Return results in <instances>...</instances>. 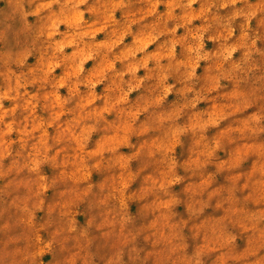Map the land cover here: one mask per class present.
<instances>
[{
    "label": "rangeland",
    "instance_id": "obj_1",
    "mask_svg": "<svg viewBox=\"0 0 264 264\" xmlns=\"http://www.w3.org/2000/svg\"><path fill=\"white\" fill-rule=\"evenodd\" d=\"M250 2L259 10L264 0ZM226 3L132 0L122 11L123 5L101 0L88 7L85 20L100 17L92 28L100 32L97 48L111 51L129 25L136 39L128 37L117 55H105L94 68L93 61L85 65L91 69L86 90L69 83L75 75L72 61L83 53L58 55L74 43L70 29L79 27L78 14L62 17L60 39L53 21L34 14L41 0H0V264H264V10L249 26L242 18L233 22L235 11ZM117 22L119 28L106 34ZM176 24L181 27L172 32ZM201 32L206 50H216L217 59L200 62L197 86L204 93L223 87L213 103L198 106L211 108L207 119L191 111L180 125L153 135L160 130L153 125L162 128L192 103L171 104L190 92L179 85L188 75L180 69L195 67L188 50ZM156 35L161 39L153 44ZM221 41L238 49L231 61L224 60L229 45ZM173 43L178 57L181 47L186 50L176 60L175 80L167 63ZM143 48L147 54L138 63H121ZM58 62L63 67L53 72ZM143 64L147 71L139 67ZM241 64L246 71L237 73ZM114 66L123 70L108 86H98L104 103L97 102L91 85ZM138 67L129 86L152 83L145 95L129 97L119 81L124 71ZM175 81L176 93L166 102L168 85ZM114 90H120L115 99ZM73 97L78 99L69 105ZM129 99L134 104L128 110L119 107ZM234 99L240 102L231 104ZM164 104L165 110L147 119L141 114ZM225 109L232 117L205 135L203 129ZM109 112H114L106 121L110 135L100 137L91 125L81 126ZM50 135L57 144L67 140L75 147L49 155ZM130 140L135 148L127 147ZM105 149L111 158L97 159Z\"/></svg>",
    "mask_w": 264,
    "mask_h": 264
},
{
    "label": "clouds",
    "instance_id": "obj_2",
    "mask_svg": "<svg viewBox=\"0 0 264 264\" xmlns=\"http://www.w3.org/2000/svg\"><path fill=\"white\" fill-rule=\"evenodd\" d=\"M31 3H34L35 0H30ZM101 3V0H95V3H90V0H41V4L37 11L34 13L37 17H41V13H43L44 17H47L49 20L53 21L52 23V29L53 34L58 36L60 39H63V34L59 31V26L62 22V17L65 14L71 15L73 13L78 14V19L80 21L79 27H74L70 29L72 33H74V43L66 44L64 47L60 48L58 50V55L63 56H72L77 50H79L81 53H83V58L81 59L79 56H77L72 62L75 65V75L70 79L69 83H77L79 86H82L84 89H88V85L85 83L87 80L88 73L91 71L87 70L85 68V65L88 64L89 61H93L94 65L93 68L103 59L105 55H107L109 58L113 57L114 55L118 54V49H121L123 46H125V40L128 37H131L132 41L135 42L136 39V32L132 31V26L129 25V31L125 34L123 38L120 39L119 43L113 47L111 51L104 49V48H97L96 45L98 43H101L97 41V36L100 35L99 31L92 30L93 26H97L99 24L100 17L94 16L95 19H92L91 21L85 20L84 17L86 15H89L88 13V7H96ZM113 3H118L120 5H123L122 11H127V6L132 3V0H103L104 5H111ZM190 4L196 3V0H189ZM231 6V8L235 11V15L232 17V21H237L239 19H243L244 23L247 25H251V22L253 19H255L259 14L260 10H264V3L258 4L257 9H253L252 3L250 0H227V3L223 5L224 7ZM237 5H244V7H237ZM33 14V13H29ZM115 15V13H113ZM26 19V17H25ZM234 23H230L229 27L231 28V32L235 33L236 29L233 27ZM119 22H117L116 25H110L109 28L105 29V33L110 32L113 30V28H119ZM181 27L180 24H176L172 27L171 31L175 32ZM139 30V29H138ZM137 30V31H138ZM40 37H37L39 39ZM161 37L159 35L154 36L152 43L156 44L158 41H160ZM209 41L217 42L215 39L207 38ZM194 46L188 50L189 53L194 57L195 61V67H193L190 70L186 69H180L181 72L187 71L188 75L184 78V80L179 84L180 87H187L190 89L189 93H186L183 97H180L177 95L180 99L179 101H172L171 104H177L178 102L181 103H187L189 100L192 101L190 106L183 110L181 113V116L176 117L174 120L165 121L162 128L159 125H153V127L160 128L158 132H153V135H164V132L181 124V121L183 119L187 118L188 113L191 111H199L205 113V119L208 118V113L210 112L211 108H206L202 110H198V106L201 103L209 102L213 103L217 97L214 96V93L219 94L221 88L223 85L221 84L218 89H216L212 93H204L200 90V87L197 86L198 82L200 81V78L196 75V68L200 66V62L204 61L207 64L213 63L217 59L214 55L215 51H209L206 50L205 45V35L203 32H201L197 37L193 39ZM220 43H224L229 45V51L227 57L224 58L225 61H231L234 54L238 51L237 48L231 47L229 41H221ZM255 44V41L252 42ZM122 46V47H121ZM49 47H51V43L49 44ZM71 47L73 49V52L66 53L65 49ZM172 48V56L167 59V63L172 65V71L170 72V75H175L176 71V60L179 58H182V56L185 54V48L181 47L182 49V56L178 57L176 52V45L173 43L171 45ZM147 54V48L143 49H137L133 51L124 61L121 63L123 65H130L138 63L139 60L143 59V56ZM246 64H241L240 68L238 69V72L246 71L245 69ZM19 68H24L25 65H19ZM62 63H55L52 71L54 72L56 68H62ZM139 67H143L146 71L149 69L148 64L139 65ZM139 67L136 69L129 71H124L123 76L120 78L119 84H120V90L124 92L125 95H128L129 97L133 92L138 93L139 95H145L146 91V85L150 86L151 81L143 82L139 85H133L129 86V81L131 80V76L135 74L139 70ZM153 69H155V65H152ZM122 68H117L116 66L113 67V69L109 72H106L102 78H100L98 81H94L91 85V91L96 92L97 94V102L102 101L104 103V93L98 94L97 88L100 85H104L105 87L108 86L111 81V77L114 75L116 71H122ZM250 71V69H247ZM155 75V71H154ZM127 77V79H125ZM175 80V79H174ZM177 82L170 83L168 85V93L165 97V101H168V97L172 96L173 93H176L177 90ZM120 90H114L112 93L113 98L120 95ZM144 90V91H142ZM199 92V95L197 93ZM83 94V93H82ZM138 95V96H139ZM76 99L78 97H73L71 100L68 101L69 105H72L75 103ZM0 101H2V98H0ZM231 104H235L240 102L239 99L231 100ZM102 103V104H103ZM134 102L129 99L127 103L119 105L120 108H123L125 110H128L130 106H132ZM230 104V103H228ZM99 106L98 104L93 105L86 109V111H91L92 107ZM3 107L2 102H0V108ZM165 104L164 105H153L149 108L142 109L141 114L147 119L152 115V113L160 112L162 110H165ZM230 112V110L225 109V115L223 116H216L214 123L208 125L203 129V133L207 135L208 131L210 129H218L220 128V125L228 120L230 115L227 113ZM114 112L105 113L101 119H90L82 122V125H91L94 129L93 134L96 133H102L100 137H103L105 135H110L111 132L107 128L108 117L112 116ZM142 121L137 118V124L141 123ZM62 123V122H58ZM77 126L75 131L80 132V127ZM196 131H200L199 128L196 129ZM90 134L86 138V145L88 146L92 142V135ZM49 146L51 148V152L49 155H54L56 150L61 147H68L69 151L75 147L74 145L68 144L67 140H65L62 144H57L56 141L53 139V135H50L49 138ZM128 148H135V145L131 143V140L129 141V144L127 145ZM112 156V153L109 152L107 149H105L104 152L100 154V156L97 157V159L101 160H108ZM91 164L95 163L94 160H90ZM57 163L59 164V159L57 160Z\"/></svg>",
    "mask_w": 264,
    "mask_h": 264
}]
</instances>
